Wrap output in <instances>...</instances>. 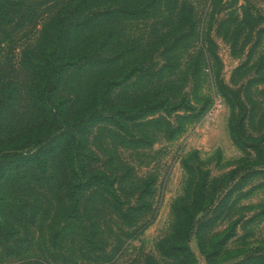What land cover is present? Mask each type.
<instances>
[{"label":"rangeland","instance_id":"rangeland-1","mask_svg":"<svg viewBox=\"0 0 264 264\" xmlns=\"http://www.w3.org/2000/svg\"><path fill=\"white\" fill-rule=\"evenodd\" d=\"M11 1L5 0L4 4ZM28 1L22 5L16 1L17 5L12 8L13 14L0 20V84L5 83L7 87L4 91L7 94L14 92L11 94L15 97L10 109L15 119L10 117L6 128H3L8 131L14 129L25 132L37 121V117L33 118L37 114L36 109L31 107L29 101L32 73L24 66L27 59L25 51L29 50L28 54H32L37 50L42 40L43 24L49 18L48 14H52L53 8L51 0ZM130 1L137 3L140 0ZM155 1V5L141 18H118L97 23L95 30L104 25L111 26L117 37L113 47L108 50L109 54H105L115 59V62H103L96 68L82 71L66 88L71 93H63L73 97V89L78 88L83 92L79 93L80 98L85 99L83 104L87 105L92 99L90 90L94 83L113 74L120 75V79L127 77L129 83L120 86L123 92L116 93L113 101L115 106H131L134 101L159 98L178 103L183 96L190 101L193 108L189 113L192 117L186 118L182 130L173 136L166 134L163 119L140 127L129 123L131 134L138 137L145 132L148 135L143 144H132L130 134L105 123L94 125L89 134V143L99 156L94 165L115 175L117 179L122 178L118 185L121 205H136V198L140 195L142 199L139 207L142 210L129 223L121 221L112 208L111 202L114 200L107 199L100 188L92 190L84 194L80 213L86 225L94 222L98 227L97 245L82 247L69 228L58 242H50L46 246L42 236L46 234L49 224L61 221V216L59 219L56 216V205L47 203L42 194H33L32 190L26 188L33 182L22 186L10 183L5 190L8 195L13 194V197L18 196L20 199L35 195L38 202H32L36 208L33 225L27 221L29 209H32L28 205L26 218H20V215L15 217L12 236H9L10 248L3 247L0 242V264H13L18 256L30 257L23 264H144L146 255H151L159 264H178L175 259L161 254L159 243L167 247L172 241V208L181 207L186 198L184 194L188 175L183 161L207 169L210 180L218 178L215 187L224 180L233 183L241 173L255 167L252 164L254 157L245 156L229 136L228 121L232 112L220 93L219 83L229 87L231 91L227 90V94L235 103L236 95L244 102L242 112L246 133L264 135V82L249 87V98L244 91L248 80L258 77V69L264 72V31L260 36L258 34L264 20L253 29L238 27L239 7L245 3L243 0H221L220 4L217 3L221 11L214 14L211 23L208 0ZM249 3L264 13V0H249ZM190 6L196 23L195 32L192 33L186 27L183 31L190 34V38L175 42V37L181 32L170 34L172 30H165L167 32L163 33L166 27H158L157 21L179 9L186 11ZM67 15L65 13L63 16ZM219 23L223 27L228 25L231 32L237 30L238 38L234 45L223 38L221 32H216ZM79 33L80 40H87L90 35L89 31ZM207 33L215 43L213 49L218 60L201 59L196 69L194 63L197 58L207 56L208 48L199 42L200 37H205ZM171 46L175 47L169 54L171 60L161 58V49ZM34 57L32 55L31 59ZM139 67L143 70H139ZM193 69L197 72L196 77H193ZM30 108L34 110L33 114H30ZM174 113L169 116L165 111L158 110L145 119L163 115L172 125H176ZM178 113L184 112L179 110ZM194 152L200 159L199 163L193 159ZM47 181L46 178L42 179L31 187H36L40 193L48 190L49 194L56 195L58 178L54 182ZM233 200L235 202L230 206ZM222 213L217 222L205 229L206 242L210 245L214 235L232 223L235 224V234L223 247L222 254L214 257L212 264H227L242 256L264 253V178L261 175L249 179L239 192L234 193ZM24 227L28 230L25 231ZM15 235L21 242L13 240ZM31 237L35 239L31 243L26 242ZM15 242L18 244L16 248ZM188 245L196 264H208L199 249L194 231L189 234Z\"/></svg>","mask_w":264,"mask_h":264},{"label":"trees","instance_id":"trees-1","mask_svg":"<svg viewBox=\"0 0 264 264\" xmlns=\"http://www.w3.org/2000/svg\"><path fill=\"white\" fill-rule=\"evenodd\" d=\"M16 1L22 5L28 0ZM16 1L12 0L11 3L8 2L5 5V0H0V20H4L10 13L13 14L12 8L17 5ZM243 1L245 3L239 7L240 19L237 26L253 29L264 20V13L251 5L249 0ZM220 2L221 0H208L207 10L210 23L214 21V14L221 11V7H217V3L220 4ZM50 3L53 11L51 15L48 14L49 18L43 24L40 45L32 54H28L29 50L25 51L27 59L24 66L32 73L29 101L32 104L31 107L37 112L33 115L34 119L37 117V121L25 132L3 129L6 128L10 117L15 119L10 110L15 97L11 94L14 92L7 94L4 91L7 87L5 83L0 84V236L2 237L0 242L3 247L7 248L11 245L9 236H12L15 217L20 215V218H26V205H28L32 209H29V220H26L33 225L35 220L33 214L36 211L32 203L36 199L35 195L29 199L13 197V194L8 195L5 192L7 185L14 183L17 184L16 186H22L29 181L33 182L26 188L32 190L33 194H42L47 203L56 205V216H58L57 219L61 216V221L49 224L46 234L42 236L44 245L58 242L63 232L69 228L73 230L76 242L81 243L82 247L97 245L98 227L94 222L86 225V221L81 217L80 206L84 194L98 188L104 190L107 199L114 200L111 204L117 218L127 223L142 210L139 207L142 198L138 195L136 205L133 203L123 207L118 194V185L122 178L117 179L115 175H110L106 170L94 165L99 160V156L89 143V134L94 125L99 123L111 125L119 131L130 134L132 144H143L147 141L148 135L145 132L138 137L131 134L129 123L140 127L163 119L166 123V134L173 136L182 130L185 119L192 117L189 112L193 107L184 96L179 99L178 103H171L168 98H159L134 101L131 106H115L113 101L116 99V93L123 92L120 90L121 85L129 84L126 81L127 77L120 79V75L111 74L102 81L94 83L90 90L93 94L92 99L87 105L83 104L85 99L82 100L79 94L83 92L78 88L73 89L75 93L73 97L63 94L64 92L71 93L66 88L82 71L96 68L103 62L106 64L115 62V59L105 54H109L108 50L113 47L117 37L114 36L111 26L104 25L101 29L95 30L96 24L103 20L141 18L155 5V0H140L137 3H132L130 0H51ZM98 5L102 7L97 8ZM65 13H68L66 17L63 16ZM163 18L157 21L160 25L158 27H166L162 30L163 33L167 32L165 30H172L170 34H176L175 31L181 32L175 37V42L190 38V34L183 31L186 27L192 33L195 32L196 23L191 6L186 11L179 9L174 14ZM86 31L90 34L87 40L85 38L80 40L81 33L79 32ZM262 31H264V24L258 30L259 36ZM216 32H221L223 38L230 41L232 45L237 42V30L231 32L228 25L223 27L219 23ZM199 42L201 46L208 49L206 57H199L195 61L196 69L200 66L201 59L218 60L213 49L215 43L209 33L205 37L201 36ZM174 48L173 46L164 47L159 55L169 61L171 60L169 54ZM32 55H35L34 59H31ZM139 68L143 70L142 67ZM192 72L193 77H196V70L193 69ZM256 74L258 77L249 79L246 84L244 91L247 98H249L248 91L252 84L264 82V72L258 69ZM196 80L195 78V82ZM219 90L232 112L228 121L229 136L233 144L245 156L254 157L252 164L255 167L241 173L233 183L229 184L230 181L224 180L215 187L218 178L210 180L207 169L199 165H190L187 160L183 161L188 175L187 190L184 194L186 198L181 207L173 206L172 208L174 214L172 241L167 247H164L162 242L159 243L161 254L175 259L178 264H196L194 254L188 245V237L192 231H194L199 249L207 263L212 264L214 257L222 254L223 247L234 236L235 224L232 223L224 231L216 233L210 245L205 240V229L221 218L223 210L227 208L229 198L239 192L249 179L258 175L264 178V135L254 136L246 133L245 117L242 112L244 102L236 95L235 103L227 94V90H231L222 82L219 83ZM236 108L239 110L238 113H236ZM33 109L30 110V114H33ZM158 110L165 111L169 116L177 112L174 113L176 125H172L163 115L158 118L145 119ZM179 110L184 113H178ZM110 130L115 132L113 129ZM121 138L125 139V137ZM193 159L197 163L200 162L195 152ZM45 178L48 179L47 182H54L58 178L59 189L56 195L49 194L48 190L40 193L36 187H31ZM234 202L233 200L230 206ZM198 214H200L199 217H197ZM24 229L28 230L25 227ZM18 238L17 235L13 240L17 239V243L21 242ZM33 239L35 238L31 237L30 241L26 242L31 243ZM28 260L30 257L18 256L13 264H23ZM144 264L159 263L151 255H146ZM227 264H264V253L242 256Z\"/></svg>","mask_w":264,"mask_h":264}]
</instances>
